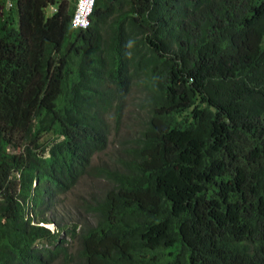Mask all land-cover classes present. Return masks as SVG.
I'll return each mask as SVG.
<instances>
[{
    "label": "trees",
    "instance_id": "trees-1",
    "mask_svg": "<svg viewBox=\"0 0 264 264\" xmlns=\"http://www.w3.org/2000/svg\"><path fill=\"white\" fill-rule=\"evenodd\" d=\"M55 1L0 0V264H264V0Z\"/></svg>",
    "mask_w": 264,
    "mask_h": 264
},
{
    "label": "rangeland",
    "instance_id": "rangeland-1",
    "mask_svg": "<svg viewBox=\"0 0 264 264\" xmlns=\"http://www.w3.org/2000/svg\"><path fill=\"white\" fill-rule=\"evenodd\" d=\"M129 112H130V107L126 106L124 109V114L129 113ZM129 130H130V127L128 125V115H126L120 124L118 134L122 135L124 132H127ZM119 135H114L113 133L111 134V136L109 138L108 146L105 150L106 153L111 152L116 147V143L118 142ZM100 156H104V153H101ZM95 158L97 159V157H95ZM96 182H99V180L97 179ZM86 185H87V179H85V178L81 179L79 181V183L74 187L73 192L78 193V195L87 194L88 189H87ZM74 198L75 197L73 194H70V195L67 194L65 196L64 201L61 204H59V206H58V210H59L58 215L66 214V210L70 209L71 201ZM50 225H51V223L47 224V226H50ZM61 234H63V232H61Z\"/></svg>",
    "mask_w": 264,
    "mask_h": 264
},
{
    "label": "built area",
    "instance_id": "built-area-1",
    "mask_svg": "<svg viewBox=\"0 0 264 264\" xmlns=\"http://www.w3.org/2000/svg\"><path fill=\"white\" fill-rule=\"evenodd\" d=\"M13 0H5V6L9 7ZM95 0H75V7L70 17L73 28H85L90 22V14L93 11Z\"/></svg>",
    "mask_w": 264,
    "mask_h": 264
},
{
    "label": "crops",
    "instance_id": "crops-1",
    "mask_svg": "<svg viewBox=\"0 0 264 264\" xmlns=\"http://www.w3.org/2000/svg\"><path fill=\"white\" fill-rule=\"evenodd\" d=\"M55 6H58V1L57 0L55 1V3H51V2L48 3L46 5V7H45L46 13H51L53 10H55Z\"/></svg>",
    "mask_w": 264,
    "mask_h": 264
}]
</instances>
